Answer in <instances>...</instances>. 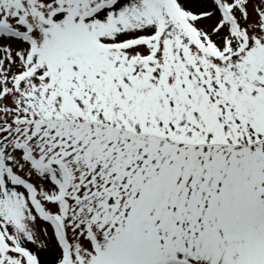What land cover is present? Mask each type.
<instances>
[{"label": "snow or ice", "instance_id": "snow-or-ice-1", "mask_svg": "<svg viewBox=\"0 0 264 264\" xmlns=\"http://www.w3.org/2000/svg\"><path fill=\"white\" fill-rule=\"evenodd\" d=\"M0 264H264V0H0Z\"/></svg>", "mask_w": 264, "mask_h": 264}]
</instances>
